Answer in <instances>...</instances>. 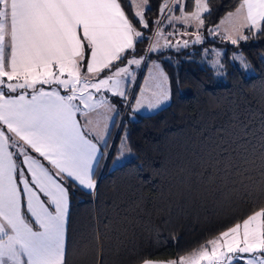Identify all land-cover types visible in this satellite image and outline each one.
Masks as SVG:
<instances>
[{
  "label": "snow or ice",
  "instance_id": "6c2138e0",
  "mask_svg": "<svg viewBox=\"0 0 264 264\" xmlns=\"http://www.w3.org/2000/svg\"><path fill=\"white\" fill-rule=\"evenodd\" d=\"M152 11L151 0H0V264H67L69 188L96 190L95 169L120 115L112 100L133 113L170 102L171 81L150 56L203 45L212 9L209 0H161L150 22ZM207 33L236 47L264 36V0H237ZM145 40V55L137 57ZM201 51L214 54L210 63L224 74L223 51ZM232 59L249 69L242 54ZM142 66L146 75L137 86ZM128 151L122 138L116 161ZM259 159L264 178V142ZM206 165L210 181L222 174L235 183L247 171L230 154ZM100 236L96 229V264H103ZM201 261L264 264V208L189 256L141 264Z\"/></svg>",
  "mask_w": 264,
  "mask_h": 264
},
{
  "label": "trees",
  "instance_id": "16d2710c",
  "mask_svg": "<svg viewBox=\"0 0 264 264\" xmlns=\"http://www.w3.org/2000/svg\"><path fill=\"white\" fill-rule=\"evenodd\" d=\"M160 2L151 0L150 22L157 18ZM236 3L209 0L212 14L205 20L204 34ZM151 31L150 23L145 35ZM148 45L147 40L136 45L137 57L145 55ZM214 46L225 49L222 77L184 60V51L150 56L171 81V102L152 115L132 116L120 109L95 172L96 190L90 194L69 188L67 264H96V229L103 264L177 260L264 208L259 159L264 142V36L239 47L207 36L194 48ZM237 51L247 58L252 75H244L232 61ZM122 138L130 155L120 163L116 157ZM224 148L228 151L222 155ZM229 154L233 164L247 169L243 177L234 183L221 174L210 181L206 162Z\"/></svg>",
  "mask_w": 264,
  "mask_h": 264
},
{
  "label": "rangeland",
  "instance_id": "374dc122",
  "mask_svg": "<svg viewBox=\"0 0 264 264\" xmlns=\"http://www.w3.org/2000/svg\"><path fill=\"white\" fill-rule=\"evenodd\" d=\"M166 31H167V29H166ZM205 34H206V33H205ZM205 34H204V36H205V39H206V37L208 36V33H207L206 35H205ZM208 38H209V37H208ZM209 39H210V38H209ZM217 40H218V39H217ZM196 46H197V45H196ZM206 49H220V50H222L223 53L225 54V49H224V48H221V47H216V46H214V47H208V48H206ZM181 52H182V51H181ZM184 52H185V56L183 57L184 60L189 61V62H192V63H196V64L200 65L201 67H205V68L211 69V70L214 72V74H215L216 76H218V77H222V76H224L225 71H224V74H222V75H217V74H216V70L212 67V65H211V63H210V61L214 58V54L209 53V54L205 55V54L202 53L201 49H199V50H195L194 47H190L189 49L184 50ZM165 53H168V55L170 56V54H174V53H177V52H175V51H167V52H165ZM190 53H191V55H189ZM234 53H235V54H241V53L238 52V51H237V52H234ZM234 53H233V54H234ZM223 56H224V55H223ZM232 57H233V55H232ZM243 57H244V56H243ZM169 58H170V57H169ZM221 59H223V57H222ZM150 60H151V59H150ZM155 61H157V60H155ZM232 61L238 66V68L241 70V72H242L244 75L249 76V75H252V74L254 73V71H253V69H252L251 67H249V69H247V70H243V69L240 67L239 61H235V60H233V59H232ZM157 62H158V61H157ZM222 62H223V61H222ZM158 63H159V62H158ZM145 75H146V69L142 66V68H141L140 70H137V81H136V85H137V86L141 85V83H142V79H143V77H144ZM129 91L131 92L132 95H136V89H135V88H130ZM170 102H171V100H170ZM170 102L167 103V104H165V105H163L161 108H159V109H157V110H154V111L141 110V111H139V112L133 113L132 110H131L130 108L124 106L126 102L121 101V100H119L118 98H117V99H113V103L117 106V110H118V111H120V109L123 110L124 112L128 110V111H129V115H132V116H136V115H152V114H154V113L160 111L161 109L165 108L166 106H168V105L170 104ZM129 155H130V153H129V151H128V152L126 153V155H125L122 159L119 160V162L122 163L124 160H126V159L129 157ZM177 260H178V259H177ZM158 261H159V260H158ZM241 263L243 264V262H241ZM200 264H205V262H204V261H201Z\"/></svg>",
  "mask_w": 264,
  "mask_h": 264
},
{
  "label": "crops",
  "instance_id": "0c3cea01",
  "mask_svg": "<svg viewBox=\"0 0 264 264\" xmlns=\"http://www.w3.org/2000/svg\"><path fill=\"white\" fill-rule=\"evenodd\" d=\"M112 102H113V100H112ZM116 120H117V118H116ZM112 130H113V128L110 129V135H111ZM109 140H110V137H109V139H108V143H109ZM96 170H97V168L95 169V172H96ZM83 190H84V189H83ZM85 191H87V190H85ZM87 192H88V191H87Z\"/></svg>",
  "mask_w": 264,
  "mask_h": 264
}]
</instances>
